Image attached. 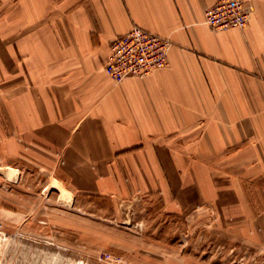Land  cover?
Returning <instances> with one entry per match:
<instances>
[{
  "label": "crops",
  "instance_id": "obj_1",
  "mask_svg": "<svg viewBox=\"0 0 264 264\" xmlns=\"http://www.w3.org/2000/svg\"><path fill=\"white\" fill-rule=\"evenodd\" d=\"M246 1L244 28L213 30L214 0H0L1 135L91 189L122 171L155 185L194 156L264 174V0ZM133 26L171 41L168 62L115 83L110 44Z\"/></svg>",
  "mask_w": 264,
  "mask_h": 264
},
{
  "label": "rangeland",
  "instance_id": "obj_2",
  "mask_svg": "<svg viewBox=\"0 0 264 264\" xmlns=\"http://www.w3.org/2000/svg\"><path fill=\"white\" fill-rule=\"evenodd\" d=\"M1 134L0 264H264L262 173L194 156L155 185L122 171L91 189Z\"/></svg>",
  "mask_w": 264,
  "mask_h": 264
},
{
  "label": "built area",
  "instance_id": "obj_3",
  "mask_svg": "<svg viewBox=\"0 0 264 264\" xmlns=\"http://www.w3.org/2000/svg\"><path fill=\"white\" fill-rule=\"evenodd\" d=\"M253 11L246 0H214L205 12V23L213 30L242 29ZM171 47L169 39L133 26L111 42L104 71L115 83L147 77L167 65Z\"/></svg>",
  "mask_w": 264,
  "mask_h": 264
}]
</instances>
